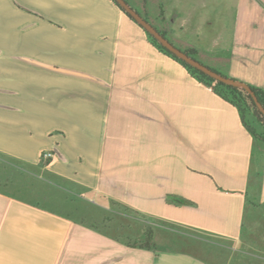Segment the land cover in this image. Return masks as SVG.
Returning a JSON list of instances; mask_svg holds the SVG:
<instances>
[{
    "label": "crops",
    "instance_id": "1",
    "mask_svg": "<svg viewBox=\"0 0 264 264\" xmlns=\"http://www.w3.org/2000/svg\"><path fill=\"white\" fill-rule=\"evenodd\" d=\"M157 1L264 89V0ZM0 264H264V142L114 0H0Z\"/></svg>",
    "mask_w": 264,
    "mask_h": 264
},
{
    "label": "trees",
    "instance_id": "2",
    "mask_svg": "<svg viewBox=\"0 0 264 264\" xmlns=\"http://www.w3.org/2000/svg\"><path fill=\"white\" fill-rule=\"evenodd\" d=\"M114 1L118 4L116 0ZM120 7L122 8V6ZM122 10H124L132 19H134L124 8H122ZM161 32L164 35H166L165 32L163 31ZM147 33L151 41L158 48H160L162 51L166 52L170 56L174 57L175 59L179 60L190 70V72L195 77H197L200 81L212 87V89L217 94H219L225 100H227L228 102L232 103L235 107H237V109L239 110L240 116L242 118V121L244 125L246 126V128L250 131V133L254 136V138L264 142V113L260 110L253 96L247 89L241 86H236L231 83H226L224 81L215 79L214 77L208 75L204 71L198 69L197 67L190 65L185 60L178 57L176 54L170 51L167 47H165L154 35L150 34L148 31ZM185 51L195 57L196 53L192 49H187ZM227 77H230V76H227ZM247 84L255 91L258 97V100L260 101L262 106H264V89L251 85L249 83ZM176 201L182 204L190 203V201L183 199V198H176ZM113 203L117 205H121L115 200H113ZM130 210H132L135 214H139L140 216H143V214L140 213L139 211H136L134 209H130Z\"/></svg>",
    "mask_w": 264,
    "mask_h": 264
},
{
    "label": "water",
    "instance_id": "3",
    "mask_svg": "<svg viewBox=\"0 0 264 264\" xmlns=\"http://www.w3.org/2000/svg\"><path fill=\"white\" fill-rule=\"evenodd\" d=\"M122 8H124L137 22H139L150 34L154 35L165 47H167L170 51L176 54L178 57L185 60L190 65L197 67L198 69L204 71L208 75L214 77L215 79L224 81L226 83H231L236 86H241L247 89L251 95L253 96L256 104L260 108V110L264 113V106L258 100V97L255 91L243 81L238 79H234L231 77H227L222 73L214 70L208 65L204 64L194 56L190 55L188 52L183 50L182 48L176 46L172 41H170L156 26H154L147 18H145L137 9H135L127 0H116Z\"/></svg>",
    "mask_w": 264,
    "mask_h": 264
},
{
    "label": "rangeland",
    "instance_id": "4",
    "mask_svg": "<svg viewBox=\"0 0 264 264\" xmlns=\"http://www.w3.org/2000/svg\"><path fill=\"white\" fill-rule=\"evenodd\" d=\"M135 9H137L145 18H147L149 20V22H151L154 26H156L160 31L162 29H160V27L158 26V23H161V19L157 16V14H159V11L161 9V5L160 2H158L157 0H127ZM170 41H172V37L169 34L165 35ZM176 46L179 45V43H177L176 41H172ZM195 58H197L198 60H200L202 62V59L200 57H198L195 54ZM33 168V167H31ZM34 171L38 174H41V172H43L42 170H38L34 168ZM44 177H46V173L43 172ZM119 206V207H118ZM116 206V209L118 210L117 213L113 214L112 219L114 220V222L116 223V225H123L125 227H120V235L127 237L129 236L130 233H132L130 230V228L128 229V227H126L129 223L126 220V216L124 214V212L122 211L120 205ZM101 223V222H100ZM103 224V223H102ZM130 225V224H129ZM103 227V225H102ZM140 227H142V224L140 222L139 226L135 227V229H139ZM132 228V227H131Z\"/></svg>",
    "mask_w": 264,
    "mask_h": 264
},
{
    "label": "built area",
    "instance_id": "5",
    "mask_svg": "<svg viewBox=\"0 0 264 264\" xmlns=\"http://www.w3.org/2000/svg\"><path fill=\"white\" fill-rule=\"evenodd\" d=\"M54 156V153L52 151H46L43 153L42 158L45 161H48L49 159H51Z\"/></svg>",
    "mask_w": 264,
    "mask_h": 264
}]
</instances>
